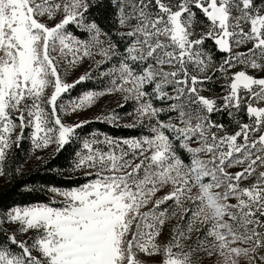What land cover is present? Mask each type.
Instances as JSON below:
<instances>
[{
	"label": "snow or ice",
	"instance_id": "1",
	"mask_svg": "<svg viewBox=\"0 0 264 264\" xmlns=\"http://www.w3.org/2000/svg\"><path fill=\"white\" fill-rule=\"evenodd\" d=\"M108 95L137 135L68 122ZM25 140L83 182L0 212V264H264V0H0V177Z\"/></svg>",
	"mask_w": 264,
	"mask_h": 264
},
{
	"label": "trees",
	"instance_id": "2",
	"mask_svg": "<svg viewBox=\"0 0 264 264\" xmlns=\"http://www.w3.org/2000/svg\"><path fill=\"white\" fill-rule=\"evenodd\" d=\"M107 15V11L103 8L98 9L95 13L97 21L106 30L109 27ZM220 55L222 54L217 53V57ZM93 87V83L78 85L72 96H78L83 91ZM129 108L120 109L121 114ZM88 121L92 122L86 124L83 129L78 130L81 136L87 137L94 131L106 133L113 137H130L138 134V130L113 127L96 122L95 119ZM34 150L30 141L25 140L20 148L14 149L10 154L6 168L8 182L0 188V212L16 206L47 202V195L42 191L46 186H68L70 183L83 182V178H76L70 171L74 152L79 150L77 144L66 146L65 150L58 154L53 150L43 157H40L38 152H36V155L33 152ZM25 165H27V168L22 169ZM16 168H19L20 171L16 172Z\"/></svg>",
	"mask_w": 264,
	"mask_h": 264
},
{
	"label": "rangeland",
	"instance_id": "3",
	"mask_svg": "<svg viewBox=\"0 0 264 264\" xmlns=\"http://www.w3.org/2000/svg\"><path fill=\"white\" fill-rule=\"evenodd\" d=\"M79 73H77L75 76L71 77L72 79H75L76 76H78ZM217 91L219 89L217 88ZM120 100L119 96L116 95H108L104 96L98 102L91 107L90 109L84 110L80 112L78 115H73L68 120L69 123H75L79 121H88L91 119H95L98 115L101 114V112H109L117 107V103ZM126 121H121V123H125ZM53 148L45 149V150H34L33 152L36 154L38 152L39 156L43 157L49 152L53 151ZM37 155V154H36ZM27 165L23 166L22 169H26ZM8 182V175H5L4 177H0V188L5 186ZM32 205V204H31ZM29 206V205H26ZM23 207V206H21Z\"/></svg>",
	"mask_w": 264,
	"mask_h": 264
}]
</instances>
